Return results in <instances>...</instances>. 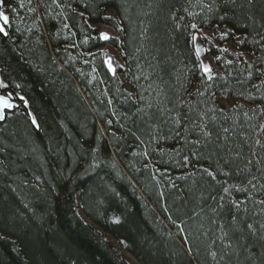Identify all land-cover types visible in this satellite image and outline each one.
Here are the masks:
<instances>
[{
  "label": "trees",
  "instance_id": "trees-1",
  "mask_svg": "<svg viewBox=\"0 0 264 264\" xmlns=\"http://www.w3.org/2000/svg\"><path fill=\"white\" fill-rule=\"evenodd\" d=\"M22 2L20 7L21 0H4L7 7H0L11 18L9 35L0 34V79L22 86L17 91L30 99L40 127L10 115L0 138V264H132L125 253L137 264H189L173 221L195 213L204 217L208 235L201 236L200 255L192 264H214L205 252L219 234L211 221L227 223L230 214L214 215L216 201L201 194L215 195L218 189L199 173L188 176L208 162L185 166L188 147L161 114L149 119L146 113L156 110L147 105L157 104L156 92L163 88L172 97L173 114H183L180 105L189 101L206 111L215 107L217 124L235 130L233 147L243 153L236 163L243 167L255 159L253 151L264 153L256 143L264 144L260 45L250 36L240 46L243 35L220 41L213 33L223 26L206 24L200 40L213 71L227 78L198 96V72L189 71L196 59L190 29L183 26L193 22L184 8L200 9L186 0H165L162 7L155 0ZM100 26L110 30L115 43L89 39L98 36ZM203 36L213 37L212 43ZM107 46L120 55L115 78L103 63ZM217 55L233 64L221 67ZM252 171L259 176L255 167Z\"/></svg>",
  "mask_w": 264,
  "mask_h": 264
},
{
  "label": "snow or ice",
  "instance_id": "snow-or-ice-1",
  "mask_svg": "<svg viewBox=\"0 0 264 264\" xmlns=\"http://www.w3.org/2000/svg\"><path fill=\"white\" fill-rule=\"evenodd\" d=\"M28 2L31 3L32 0H28ZM123 2L125 0H122ZM155 2L162 7L165 0H155ZM186 2L189 7L200 9L199 12H194L189 8H184L193 22L183 27L190 29L188 41L193 44L192 54L196 58L194 69L189 71L193 74L198 72L201 87L197 88V95L204 96L218 81L225 80L227 77L226 75L218 77L211 65L201 57V46L197 43L201 39L199 33L208 23L215 24L217 29L223 26L222 31L213 33L216 39L226 41L230 36L243 35V39L239 41V45L242 46L251 36L254 43L260 45V50L264 52V0H186ZM52 3L59 6L58 0H52ZM19 6H24L22 0ZM39 6L40 3L36 7ZM0 7H7L4 0H0ZM36 7H33L31 11L35 12ZM11 11L15 12L16 9L13 8ZM79 15L83 16L84 13ZM198 17L199 21H197ZM103 19L111 21L110 17H103ZM173 19H175L174 16ZM179 19L183 20L184 17ZM10 24V15L5 11H0V34L7 37L9 35L7 26ZM112 26H115L118 32L124 31L119 25ZM64 27L68 28L69 25L64 24ZM241 28L248 31L239 33L238 30ZM179 30L176 28L177 32ZM253 32L255 35H252ZM89 39L115 43L114 38L104 31L99 32L98 36H90ZM203 40L211 44L213 37L203 36ZM211 50L209 48V51ZM216 51L227 53L228 50L217 47ZM89 54L94 55L93 53ZM216 60L221 67L225 64H233L232 60H225L219 55ZM244 62L246 63V61ZM103 63L107 73L115 78L118 69L111 57L105 59ZM160 70L164 71L163 68ZM261 75H264V70H261ZM178 79L179 76H177ZM161 80H163L162 77ZM21 87L20 84L13 86L4 79H0V138L5 136L4 125L7 124L10 115L20 114L30 122V126L34 129L38 130L40 127L35 114L30 110V99L23 92L17 91ZM185 91L187 90L185 89ZM211 95L214 96L215 92H212ZM156 96L157 104L153 105L149 102L147 105V109L155 108L156 110L146 113L149 119L158 113L161 114L163 123L170 125L169 131L175 134V138L183 146L188 147L189 154L183 158L185 166L197 161L208 162L207 167L202 166L196 171L190 172L188 176L195 178L199 173L201 180L207 178V183L213 191L218 189L215 195L209 194L204 197L203 193L201 194L202 199L216 201V207L211 209L214 215L222 214L225 210L230 214L227 223L216 218L212 219L211 223L216 226V231L219 234L205 246L207 256L214 264H233V257L236 258V264H241V257H243V264H264V153L253 151L252 156L255 159L248 158L244 166L240 167L236 161L242 158L243 153L237 150L240 146L233 147L232 135L235 130L231 126L217 124L215 115L217 109L215 107L206 111L204 108H200L199 104L193 105L189 101L186 102V105H180V107L186 108L183 114L179 112L173 114L175 108L168 107V104L173 103L172 97L163 88L156 92ZM108 103L111 104L112 100H109ZM136 111L145 112L146 110L137 108ZM164 114L167 115V119H163ZM107 123L111 127L112 122L108 121ZM256 143L264 149V144H261L260 141ZM3 163L4 160L0 159V165ZM253 167L259 176L252 171ZM188 176H185L184 179H187ZM232 179H235L236 182L233 183ZM193 183H197L196 179H193ZM172 187H176L175 183L172 184ZM161 195L163 196V193ZM197 216L200 217L199 222L196 220ZM169 219L171 220L172 217L169 216ZM189 221L192 223L190 224ZM203 221L204 217L200 216V213L189 216L188 220L173 221L181 237V250L188 258L189 264H192L200 255L201 236L208 235V231L203 230Z\"/></svg>",
  "mask_w": 264,
  "mask_h": 264
},
{
  "label": "rangeland",
  "instance_id": "rangeland-1",
  "mask_svg": "<svg viewBox=\"0 0 264 264\" xmlns=\"http://www.w3.org/2000/svg\"><path fill=\"white\" fill-rule=\"evenodd\" d=\"M101 31L107 32L108 34L110 32V30L107 27H105V26H100V32ZM105 51L107 53L106 59L111 57V59L113 60L114 64H115V62H117V60L120 59L119 52L116 49H114V48H112L110 46H107V47H105ZM202 58H203V60L205 62L209 63L211 65V67H214L213 61L210 58H208L205 53L203 54ZM125 256L129 259V261L132 264H137V262L128 253H125Z\"/></svg>",
  "mask_w": 264,
  "mask_h": 264
},
{
  "label": "bare ground",
  "instance_id": "bare-ground-1",
  "mask_svg": "<svg viewBox=\"0 0 264 264\" xmlns=\"http://www.w3.org/2000/svg\"><path fill=\"white\" fill-rule=\"evenodd\" d=\"M6 14H7V13H6ZM199 35H200V34H199ZM197 43H198V45L201 46V47H200V51L202 52V55H201V57H202L204 53L206 54L205 47L203 46L201 40H199ZM206 56L208 57L207 54H206ZM208 58H209V57H208ZM210 59H211V58H210ZM211 60H212V59H211ZM212 61H213V60H212Z\"/></svg>",
  "mask_w": 264,
  "mask_h": 264
},
{
  "label": "water",
  "instance_id": "water-1",
  "mask_svg": "<svg viewBox=\"0 0 264 264\" xmlns=\"http://www.w3.org/2000/svg\"><path fill=\"white\" fill-rule=\"evenodd\" d=\"M0 11H2V10H0ZM200 55H202V52L200 51Z\"/></svg>",
  "mask_w": 264,
  "mask_h": 264
}]
</instances>
